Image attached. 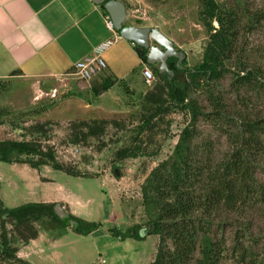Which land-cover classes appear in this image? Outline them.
Masks as SVG:
<instances>
[{
	"label": "rangeland",
	"instance_id": "rangeland-1",
	"mask_svg": "<svg viewBox=\"0 0 264 264\" xmlns=\"http://www.w3.org/2000/svg\"><path fill=\"white\" fill-rule=\"evenodd\" d=\"M120 1L126 5L124 24L157 27L183 53L180 67L193 68L202 61L209 41L202 15L205 0ZM213 1L234 19L233 50L225 61L224 76L211 86L190 88L188 97L207 113L190 126L196 129L194 142L200 150L205 145L208 150L203 155L219 162L232 150L234 126L226 123L228 117L213 115V98L219 97L230 117L240 109L264 117V90L236 94L230 87L232 73L241 67L259 68L264 75V0ZM212 24L218 27L217 21ZM147 66L152 82L142 80L138 69L99 95L93 87L107 77L98 74L89 80L75 74L62 80L17 76L0 80V142L26 141L37 150L14 162L0 161L3 204L12 208L53 200L46 204H59L65 216L74 212L83 221L81 229H91L76 232L72 221L65 225L52 212L37 208L33 216L23 219L0 216V241L2 236L8 238L10 249L17 252L15 242L27 241L37 227L41 236L29 258L33 264H149L154 260L158 235L120 240L110 232L137 225L144 235L149 216L142 204V185L160 162L172 156L190 122L186 110L174 107L164 72L156 74L152 65ZM260 139L254 169L262 197L216 214L209 235L213 243L221 244L216 264H264V134ZM43 160L47 162L31 167ZM165 245L173 248L171 240ZM16 256L1 254L0 264H22ZM201 256L196 250L186 264H195Z\"/></svg>",
	"mask_w": 264,
	"mask_h": 264
},
{
	"label": "trees",
	"instance_id": "trees-1",
	"mask_svg": "<svg viewBox=\"0 0 264 264\" xmlns=\"http://www.w3.org/2000/svg\"><path fill=\"white\" fill-rule=\"evenodd\" d=\"M204 5L202 15L209 33V41L202 61L193 68H187L178 66L177 58L171 57L167 61V67L173 71V75L169 77L164 72L167 91L174 107L186 110L190 122L182 129L172 156L160 162L142 185V204L149 216L146 222L147 230L143 235L135 225L125 231L116 227L110 231L120 240L129 237L142 240L145 235H158L160 243L154 260L149 264H186L196 250L200 251L202 256L196 259L195 264L218 263L221 244L213 243L209 236L216 214L235 211L246 202H252L258 196L262 197L255 176L254 159L261 149L260 134H264L263 115L253 117L246 112L247 109H240L236 110V117H230L221 107L219 97H214L213 115L218 119L228 117L226 123L234 126L231 132L232 150L219 162H213L208 155H203L208 148L203 145L200 150L194 142L197 133L196 129L190 126L207 113L199 108L196 100L188 97L189 89L195 86H211L224 76L225 61L231 56L235 35L234 19L228 12H223L213 0H205ZM103 10L106 12L104 7ZM213 20L217 21V28L213 26ZM134 48L141 62L148 65L146 49L136 44ZM154 70L159 74L158 69ZM231 77L230 87L236 94L241 93V90L253 93L264 90V75L260 73L259 68L241 67L234 71ZM114 83L113 78H104L99 85L93 87V91L99 95ZM36 151V148L30 147L26 141H2L0 161L14 162V158L18 159L22 154H36ZM45 162L47 161L31 163V167L36 168ZM36 208L40 212H52L53 216L65 225L72 221L76 232L91 230L81 229L83 221L74 215L60 219L53 203L27 202L10 208L5 207L0 199L1 217L10 214L17 219L27 218L35 214ZM167 239L173 244L171 250L165 245ZM200 239L205 243L199 244ZM243 252L248 251L243 249ZM1 254L10 255L12 258L16 255L15 250L10 249L9 239L4 236L0 241ZM15 259L22 264H31L17 256ZM241 259L244 261V255Z\"/></svg>",
	"mask_w": 264,
	"mask_h": 264
},
{
	"label": "crops",
	"instance_id": "crops-1",
	"mask_svg": "<svg viewBox=\"0 0 264 264\" xmlns=\"http://www.w3.org/2000/svg\"><path fill=\"white\" fill-rule=\"evenodd\" d=\"M102 5L92 0H0V80L15 76L66 79L72 75L74 63L94 51L106 63L98 75L113 78L114 85L139 71L143 80V67H138L142 62L134 43L121 38L115 29L113 32L107 29L108 13ZM36 229L33 237L14 244L17 257L31 264L29 258L41 236L39 228Z\"/></svg>",
	"mask_w": 264,
	"mask_h": 264
},
{
	"label": "water",
	"instance_id": "water-1",
	"mask_svg": "<svg viewBox=\"0 0 264 264\" xmlns=\"http://www.w3.org/2000/svg\"><path fill=\"white\" fill-rule=\"evenodd\" d=\"M97 4H103L104 9L113 22L114 29L119 32L121 38L148 49L146 55L148 64H158L160 73L166 72L169 76L173 71L167 67V59L176 57L179 60L183 53L176 50L173 41L164 35L157 27L124 25L126 19L125 6L120 0H92ZM154 41L156 45H151L149 41ZM55 212L60 218L65 216L59 204L54 206Z\"/></svg>",
	"mask_w": 264,
	"mask_h": 264
},
{
	"label": "built area",
	"instance_id": "built-area-1",
	"mask_svg": "<svg viewBox=\"0 0 264 264\" xmlns=\"http://www.w3.org/2000/svg\"><path fill=\"white\" fill-rule=\"evenodd\" d=\"M105 25L109 31H114V25L109 16H107L105 19ZM73 67L74 70L72 74L77 75L80 79L89 80L93 76L102 72L106 67V63L101 54L97 51H94L91 56L76 61ZM141 73L146 83H150L153 81L154 76L149 67L143 66Z\"/></svg>",
	"mask_w": 264,
	"mask_h": 264
},
{
	"label": "flooded vegetation",
	"instance_id": "flooded-vegetation-1",
	"mask_svg": "<svg viewBox=\"0 0 264 264\" xmlns=\"http://www.w3.org/2000/svg\"><path fill=\"white\" fill-rule=\"evenodd\" d=\"M152 45H156V43L155 42H153V44ZM147 53H148V49H146V55H147ZM171 57H169L168 59H167V61L170 59ZM177 64H178V59H177ZM148 65H152V69H158V67H159V65L158 64H148ZM178 66H180L179 64H178Z\"/></svg>",
	"mask_w": 264,
	"mask_h": 264
},
{
	"label": "clouds",
	"instance_id": "clouds-1",
	"mask_svg": "<svg viewBox=\"0 0 264 264\" xmlns=\"http://www.w3.org/2000/svg\"><path fill=\"white\" fill-rule=\"evenodd\" d=\"M118 32V31H117ZM142 64L145 66L146 64L142 62Z\"/></svg>",
	"mask_w": 264,
	"mask_h": 264
}]
</instances>
